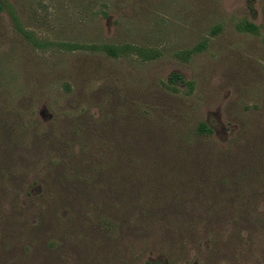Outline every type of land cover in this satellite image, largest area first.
Wrapping results in <instances>:
<instances>
[{
    "label": "rangeland",
    "instance_id": "obj_1",
    "mask_svg": "<svg viewBox=\"0 0 264 264\" xmlns=\"http://www.w3.org/2000/svg\"><path fill=\"white\" fill-rule=\"evenodd\" d=\"M263 206L264 0H0V264H264Z\"/></svg>",
    "mask_w": 264,
    "mask_h": 264
},
{
    "label": "trees",
    "instance_id": "obj_2",
    "mask_svg": "<svg viewBox=\"0 0 264 264\" xmlns=\"http://www.w3.org/2000/svg\"><path fill=\"white\" fill-rule=\"evenodd\" d=\"M199 133L201 134H207V133H212V131L206 126V125H202L199 129H198ZM199 136V135H198ZM119 161H114L112 163H110L108 166H105V168H102L101 170H99V174H102L104 172H107V174L110 176V180L108 182V186L112 185V184H115L116 183V179H114V175H112L111 173H121L123 170L125 171V169L122 167V166H119ZM54 166V165H53ZM126 167V166H125ZM141 165L140 164H137L135 166L132 167V171L133 170H136L137 172H140L142 169H141ZM56 169V168H55ZM60 177H63L62 176V173L61 175L58 177L59 178V181L58 183L60 182H63V178H60ZM68 181V179H67ZM69 182V181H68ZM98 185V182L93 179L91 182H84L82 183L80 180L78 179H75V181L73 183H70L69 185H67L68 187H76V186H80V187H87V186H92V187H97ZM243 199L240 198V201H242ZM261 208L263 210H261ZM255 212L257 213V216L256 217H259V220L258 222L254 224V226H256V224L258 223H261L262 224V229L264 230V206L263 207H257L255 209ZM241 213V212H240ZM237 217L238 220H236V222L238 223L239 221H241V217L238 215V216H235ZM243 225V226H242ZM240 227H242V230L239 232L240 234L243 233V231H245L244 233H249L251 231L248 232V230L244 229L245 226H249V225H244L242 224ZM237 226H235L236 228ZM239 227V226H238ZM234 228V226H233ZM216 236L215 237H220V230H217L216 228ZM232 236L234 237L235 236V232L232 233ZM216 239V238H215ZM153 264H159L158 262H155Z\"/></svg>",
    "mask_w": 264,
    "mask_h": 264
}]
</instances>
